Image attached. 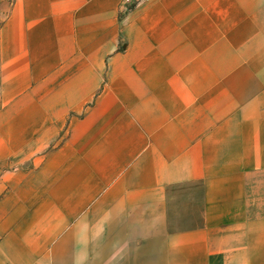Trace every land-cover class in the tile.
Returning a JSON list of instances; mask_svg holds the SVG:
<instances>
[{
	"label": "crops",
	"instance_id": "0c3cea01",
	"mask_svg": "<svg viewBox=\"0 0 264 264\" xmlns=\"http://www.w3.org/2000/svg\"><path fill=\"white\" fill-rule=\"evenodd\" d=\"M0 264H264V0H11Z\"/></svg>",
	"mask_w": 264,
	"mask_h": 264
},
{
	"label": "rangeland",
	"instance_id": "374dc122",
	"mask_svg": "<svg viewBox=\"0 0 264 264\" xmlns=\"http://www.w3.org/2000/svg\"><path fill=\"white\" fill-rule=\"evenodd\" d=\"M11 0H0V22L5 15L6 8Z\"/></svg>",
	"mask_w": 264,
	"mask_h": 264
},
{
	"label": "built area",
	"instance_id": "2783aa9c",
	"mask_svg": "<svg viewBox=\"0 0 264 264\" xmlns=\"http://www.w3.org/2000/svg\"><path fill=\"white\" fill-rule=\"evenodd\" d=\"M146 0H121V4L124 8H130L131 6L143 2Z\"/></svg>",
	"mask_w": 264,
	"mask_h": 264
}]
</instances>
